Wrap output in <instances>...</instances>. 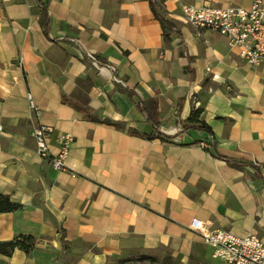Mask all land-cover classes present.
<instances>
[{
  "label": "crops",
  "instance_id": "1",
  "mask_svg": "<svg viewBox=\"0 0 264 264\" xmlns=\"http://www.w3.org/2000/svg\"><path fill=\"white\" fill-rule=\"evenodd\" d=\"M162 1L178 32L170 41L150 0H46L47 31L37 0H0V193L22 205L0 213V242L35 238L30 253H0V264H229L195 219L264 242V67L183 18L185 5L252 0ZM147 99L158 128L138 104ZM197 109L199 122H188ZM39 125L54 128L52 155L59 135L73 136L66 170L39 155ZM156 133L170 139L144 135Z\"/></svg>",
  "mask_w": 264,
  "mask_h": 264
},
{
  "label": "built area",
  "instance_id": "2",
  "mask_svg": "<svg viewBox=\"0 0 264 264\" xmlns=\"http://www.w3.org/2000/svg\"><path fill=\"white\" fill-rule=\"evenodd\" d=\"M183 18L197 28L219 32L231 47L239 50L240 57L247 64L264 67V0H252L249 8L185 5ZM91 57L100 69L113 68ZM28 100L31 109L38 112L31 93L28 94ZM53 132L54 128L48 125L35 128L33 137L37 151L41 157L49 159L55 169L66 170V159L74 138L71 134L59 135L58 152L52 155L48 139ZM192 227L201 233L204 243L212 247L215 257L229 264H264V242L257 235L239 236L226 229H205L197 219L193 221Z\"/></svg>",
  "mask_w": 264,
  "mask_h": 264
},
{
  "label": "trees",
  "instance_id": "3",
  "mask_svg": "<svg viewBox=\"0 0 264 264\" xmlns=\"http://www.w3.org/2000/svg\"><path fill=\"white\" fill-rule=\"evenodd\" d=\"M37 1L41 5V14H40L41 24L43 28L45 29V31H47L48 27L51 24V19H50L48 10H47V3H46V0H37ZM150 2H151L152 10L156 18L161 22L163 26L164 33H165V40L170 41L171 32H176V33L178 32H177V29L174 23L171 22L164 15L165 9L163 5V1L162 0H150ZM131 96L133 97V94H131ZM63 101L65 103L73 104V102L66 96L63 97ZM138 104L146 112L148 116V120L151 121L156 128L160 127L157 101L155 99H147V100L142 101L141 103L138 102ZM76 107H78V109L84 113L85 118L88 120L103 122V123L112 124V125H118L119 127L121 126V124L115 123L109 119L99 118L97 115H94L93 113H91L88 107H81V106H76ZM201 112H202L201 109H197L193 113L191 118L188 120V122L190 123L199 122L197 118H199V116L201 115ZM198 128H202L206 130L207 132L212 133V129L209 126H207L205 123H202V125L198 126ZM144 135L148 139H153L155 137H159L166 141L170 139L169 137H167L165 134H162V133L144 134ZM215 155L219 158H223L227 160L234 167L243 168L244 166L242 163H238L236 161L227 159L218 153H215ZM21 207L22 205H20L17 202H14L8 195H4L0 193V213L14 212V211L21 209ZM17 248L24 250L27 253H30L35 248V238L31 235H21L12 241L0 242V253L1 254L10 256ZM147 258L148 260H153L151 257H147ZM166 263L171 264L170 262L168 263V261Z\"/></svg>",
  "mask_w": 264,
  "mask_h": 264
},
{
  "label": "rangeland",
  "instance_id": "4",
  "mask_svg": "<svg viewBox=\"0 0 264 264\" xmlns=\"http://www.w3.org/2000/svg\"><path fill=\"white\" fill-rule=\"evenodd\" d=\"M110 264H167V263L161 261L160 258H158V262H157V261H150L148 259H144L142 261L139 260L136 261V260H124L115 257Z\"/></svg>",
  "mask_w": 264,
  "mask_h": 264
}]
</instances>
